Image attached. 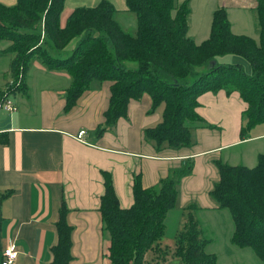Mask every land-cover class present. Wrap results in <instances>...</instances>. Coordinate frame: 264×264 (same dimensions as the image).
<instances>
[{
	"label": "trees",
	"instance_id": "obj_1",
	"mask_svg": "<svg viewBox=\"0 0 264 264\" xmlns=\"http://www.w3.org/2000/svg\"><path fill=\"white\" fill-rule=\"evenodd\" d=\"M258 42L231 31L224 8L213 12L207 39L196 44L188 35L189 0H125L135 15L134 32L121 27L117 9L109 0L76 6L60 23L65 0H16L0 2V40L9 44L12 78L25 74L32 60L47 69L63 70L70 76L64 109L71 108L87 89L111 81L104 122L97 136L127 115L130 99L147 93L151 110L163 104L162 119L143 129V138L157 150L188 147L191 130L210 126L195 111L197 97L207 91H237L247 108L240 135L245 138L257 124H264V0H255ZM78 38L67 54L63 49ZM63 51V52H62ZM250 66L247 72L240 62ZM1 100V91H0ZM219 179L209 195L217 209H227L234 223L231 242L251 248L264 264V150L253 167L217 161ZM191 163L171 172L151 187L143 188L135 176L133 203L119 206L111 176L103 172L104 193L100 200L102 231L108 240L111 264H147L146 254L159 248L165 233V217L177 206L179 183L191 171ZM197 207L182 209L183 221L174 234V264H216V255L205 250L210 239L194 216ZM62 205L55 223L57 241L49 264H69L71 230ZM166 254H163L164 259Z\"/></svg>",
	"mask_w": 264,
	"mask_h": 264
},
{
	"label": "crops",
	"instance_id": "obj_2",
	"mask_svg": "<svg viewBox=\"0 0 264 264\" xmlns=\"http://www.w3.org/2000/svg\"><path fill=\"white\" fill-rule=\"evenodd\" d=\"M98 1L65 0L61 25L74 7ZM109 1L117 13L126 8L125 0ZM0 2L14 5L16 0ZM255 6V0H189L188 35L196 44L207 39L213 12L224 8L231 31L258 42ZM7 44L0 40V91L12 78V56L3 52ZM69 84L68 73L47 69L34 59L25 74V87L12 94L16 109L0 110V263L3 249L12 240L18 251L16 264H49L57 241L55 223L64 205L66 221L72 227L69 264H111L99 211L103 172L111 176L119 206L127 208L133 203L135 176L148 188L191 163V171L179 183L178 229L183 208L218 210L209 195L219 179L217 161L253 167L264 150V130L259 129L263 124L251 128L245 138L240 135L247 103L237 91L200 94L195 111L210 126L193 128V144L188 147L157 150L144 140L143 129L161 121L163 104L151 110L147 93L130 99L127 115L97 136L112 82L85 90L66 110ZM80 129L85 130L88 143L75 137ZM247 144H254L250 155L237 151Z\"/></svg>",
	"mask_w": 264,
	"mask_h": 264
},
{
	"label": "rangeland",
	"instance_id": "obj_3",
	"mask_svg": "<svg viewBox=\"0 0 264 264\" xmlns=\"http://www.w3.org/2000/svg\"><path fill=\"white\" fill-rule=\"evenodd\" d=\"M115 17L123 29L130 33L134 32L135 15L129 12L127 8L120 12L118 11ZM75 39L74 45H70L71 42H69L65 49H63L67 54H70V51L77 44L78 38ZM6 42L9 44L8 41ZM238 59H240L239 62L245 70L249 72V64L240 57ZM259 129H261L260 131L264 130V124ZM253 147L254 144H247L241 146L237 151L246 152L250 155L253 152ZM193 211L204 232L205 238L210 239L205 250L216 255V264H262L251 248H242L231 242L234 223L227 209H218L213 212L197 208ZM170 213L166 222L165 233L160 243H158L159 248L148 251L145 256L147 264H174L172 262L174 259L172 256V246L174 244V234L177 231L179 223L180 213L178 206L170 210ZM163 254L167 255L165 259Z\"/></svg>",
	"mask_w": 264,
	"mask_h": 264
},
{
	"label": "built area",
	"instance_id": "obj_4",
	"mask_svg": "<svg viewBox=\"0 0 264 264\" xmlns=\"http://www.w3.org/2000/svg\"><path fill=\"white\" fill-rule=\"evenodd\" d=\"M22 83L23 74L19 71L17 76L11 78L1 90L0 110L13 112L16 109L15 103L12 100V94L18 90ZM75 137L84 143H88L85 139L84 129H80ZM17 257L18 251L16 250L14 242L12 240L8 241L7 245L3 249L0 264H16Z\"/></svg>",
	"mask_w": 264,
	"mask_h": 264
}]
</instances>
